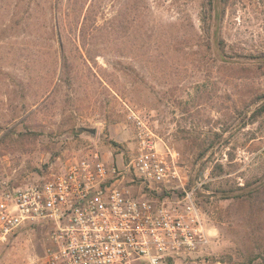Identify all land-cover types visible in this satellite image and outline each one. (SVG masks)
I'll return each mask as SVG.
<instances>
[{"label": "rangeland", "instance_id": "1", "mask_svg": "<svg viewBox=\"0 0 264 264\" xmlns=\"http://www.w3.org/2000/svg\"><path fill=\"white\" fill-rule=\"evenodd\" d=\"M204 2L0 0V184L91 151L121 163L135 142L128 109H147L180 153L175 193L197 188L208 261L264 257V114L250 105L264 93V0H228L224 61L200 29ZM46 235H13L0 264H44Z\"/></svg>", "mask_w": 264, "mask_h": 264}, {"label": "built area", "instance_id": "2", "mask_svg": "<svg viewBox=\"0 0 264 264\" xmlns=\"http://www.w3.org/2000/svg\"><path fill=\"white\" fill-rule=\"evenodd\" d=\"M128 120L135 142L121 163L91 151L42 180L1 183L0 245L34 227L47 234L44 264H211L197 188L175 193L180 153L152 111L129 108Z\"/></svg>", "mask_w": 264, "mask_h": 264}, {"label": "trees", "instance_id": "3", "mask_svg": "<svg viewBox=\"0 0 264 264\" xmlns=\"http://www.w3.org/2000/svg\"><path fill=\"white\" fill-rule=\"evenodd\" d=\"M227 2L228 0H206V2H204L203 4V10L200 15V29L206 35L207 45L213 51L215 59L220 61H224L226 48L225 41L221 37L220 30L225 17ZM59 44L62 47L63 43L61 40H59ZM63 62L64 64L62 66H65L67 63L65 58L63 59ZM250 105H258L256 110L252 114L254 118L264 114V93L257 95L253 100H251ZM219 168L221 170V173H223L224 170L222 166H219ZM218 192L226 193L225 190H219ZM253 192V190H250L249 193ZM224 196L225 199H228L230 197L228 194H225ZM250 262L253 264H264V257H255L250 260Z\"/></svg>", "mask_w": 264, "mask_h": 264}]
</instances>
